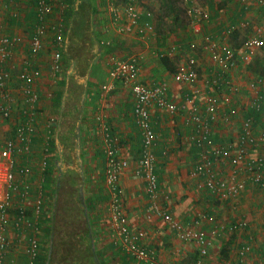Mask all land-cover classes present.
Masks as SVG:
<instances>
[{
  "label": "crops",
  "instance_id": "1",
  "mask_svg": "<svg viewBox=\"0 0 264 264\" xmlns=\"http://www.w3.org/2000/svg\"><path fill=\"white\" fill-rule=\"evenodd\" d=\"M114 1L50 0L53 10L42 22L37 15L36 0H0V35L16 39L13 46L0 49V71L10 74L5 86L14 109L21 101L20 75L31 60L29 41L40 25L48 29L43 37V52L38 57L41 76L35 84L41 93L40 136L31 143L36 156L43 153L41 136L46 131L44 126L53 118L57 138L51 154L55 159L45 171V206L40 217V231L45 240L43 252L46 251L43 264L51 263L53 256L49 258V255L55 251V237L59 234L62 235L60 253L55 264H66L62 257L69 247L68 240L73 241V237H76L73 245L87 241L94 256L88 261L85 258L81 264H137L114 230L110 216L112 194L105 174L109 146L116 147L119 156L129 161V166L120 173L118 190L130 228L146 233L143 246L155 252L158 264H193L198 257L196 243L181 239L177 230L161 217L147 214L146 182L137 173L143 143L134 116L136 97L130 85L120 81L112 83L109 77L112 57L136 54L139 81L149 86L163 84L168 100L178 106L173 112L156 105L150 108L156 137L152 150L163 191L162 207L181 225L197 223L196 227L209 237L211 245L203 264H264V192L246 174L248 161L264 157L261 138L264 132V47L255 54L252 63L239 62L228 71H223L219 61L214 59L222 45L240 48L253 27L264 24V0H190L189 4L208 14L202 26L193 20H175L176 12L161 6L160 0H129L139 12V22L152 26L146 36L116 31L111 18ZM59 31L64 39L57 43L55 35ZM173 45L181 46L185 52L168 55ZM56 48L63 57L59 74L51 69ZM162 55L170 58L175 69L186 57L194 56L196 80L177 82L174 73L161 61ZM209 95L220 99L214 118L207 109ZM259 96L261 99L256 105ZM185 97L190 99L186 109L180 107ZM2 101L0 94V103ZM191 104L197 106L200 118L210 121L209 142L202 146L196 142V124L190 118ZM79 116L77 121L75 117ZM247 117L253 118L256 141L246 144V158L234 164L231 155L239 147ZM74 125L84 130L75 154L73 144L65 148L58 137L63 126L70 142L79 129ZM13 133L12 121L0 118V140H7ZM231 145L232 151L220 156L213 169L227 182H240L243 187L237 195L218 197L206 188H199L201 178L193 176L192 171L202 151L207 150L214 158V148ZM30 157L23 156L19 162L28 161ZM75 174L76 179L84 176L85 182L78 183ZM59 175L66 180V193L62 196H59ZM68 188H75L79 195L84 192V197L78 196L76 201L70 199L74 191ZM77 213L80 217L74 223L72 220ZM58 215L62 231L57 225ZM226 224L231 233L220 231ZM25 261L18 259L20 264Z\"/></svg>",
  "mask_w": 264,
  "mask_h": 264
},
{
  "label": "built area",
  "instance_id": "2",
  "mask_svg": "<svg viewBox=\"0 0 264 264\" xmlns=\"http://www.w3.org/2000/svg\"><path fill=\"white\" fill-rule=\"evenodd\" d=\"M261 2H263L261 0ZM264 5V2H263ZM36 11L39 20L44 21L45 17L51 13L53 6L50 0H36ZM195 24L202 26L207 20L208 14L198 7H190L188 10ZM139 12L132 1L123 2L115 0L111 4V18L118 33L129 35L135 32L139 36H146L152 26L148 23L139 22ZM46 25H40L36 34L29 41V53L31 60L20 75L23 82L20 88L21 101L18 108L12 107V98L5 86L9 72L0 71V94L3 101L0 103V118L12 121L14 127L13 136L5 141L0 140V264H20L18 259H25L24 264H37L38 258L43 253L45 240L41 235L40 217L44 212L45 203V171L49 167L51 150L56 143V133L54 132V119L48 120L44 126L45 134L41 137L44 141L43 153L36 156L31 149L32 141L40 136L39 119L41 117V93L35 84L41 76V67L38 62L39 55L43 52V37L47 34ZM63 34L59 31L55 35L57 43L62 42ZM16 39L0 35V49L6 50L13 46ZM264 47V24L253 27L251 34L247 37L240 48L224 44L220 48V53L214 54V59L219 61L223 71L242 64H250L254 60L255 54ZM177 48L172 47L168 55L176 53ZM63 66V57L58 48L53 52L51 69L55 74H59ZM198 76L196 58L188 56L181 63L174 79L177 82H190L196 80ZM109 77L112 83L120 81L131 86V90L136 97L134 116L142 135L143 149L137 162V173L146 182L149 205L148 215L161 217L165 222L177 230L181 239L194 242L198 245V257L193 264H203L204 258L210 249V240L206 233L194 226H184L175 221L170 212L162 207L163 191L159 186V181L155 167V154L152 150L155 144V132L151 125L150 108L153 105L164 107L173 112L178 110V106L168 100L166 89L163 84L149 86L139 81V60L138 55H130L126 58L112 57L110 60ZM112 86V85H111ZM261 97L256 98V105ZM208 111L211 117L218 111L220 99L217 96H208ZM181 108L190 105L189 97L182 100ZM190 118L197 125L198 146L209 142L210 121L200 118L198 108L191 104ZM234 111H231L233 114ZM239 147L232 154V162L238 164L246 158V144L254 143L256 136L253 134V123L251 119H245L241 130ZM264 142V132L261 135ZM233 146L226 148H214V158L207 150L200 153L199 160L194 166L192 175L200 177L199 188H206L218 197H229L237 195L243 187L242 183H229L220 177L213 169V164L230 151ZM31 156L30 160L19 162L21 157ZM129 166V161L119 156L116 147L109 146L106 150V181L111 191L110 216L113 227L120 236L125 249L136 259L148 264H158L156 254L143 246L146 236L144 231L130 228L123 212L121 198L118 190V180L120 173ZM247 177L264 192V157L259 156L247 163ZM248 227V226H247Z\"/></svg>",
  "mask_w": 264,
  "mask_h": 264
},
{
  "label": "rangeland",
  "instance_id": "3",
  "mask_svg": "<svg viewBox=\"0 0 264 264\" xmlns=\"http://www.w3.org/2000/svg\"><path fill=\"white\" fill-rule=\"evenodd\" d=\"M170 1H172V0H160V4H161V6H163V5H165V7L166 6H168V4L170 3ZM190 3V0H175L174 1V6H177V7H179V8H181V9H189L191 6H192V3L191 4H189ZM189 7V8H188ZM192 7H196V5H194V6H192ZM168 8V7H167ZM78 96V98H79V94L77 95ZM77 96H76V98H77ZM77 98V99H78ZM75 119L78 121L79 119H80V116L79 117H75ZM62 124V123H61ZM74 127L76 128V129H78L77 131H76V135L75 136H73V138L72 139H70V142H69V139L67 138V141H66V144H64V146L63 147H65V148H67L68 146H71L72 144H73V152H74V154H75V152L78 150V148H79V145H78V143H81L82 142V138H83V135H84V130L81 128V127H76L75 125H74ZM64 127L62 126L61 127V132H60V136H61V133L64 131V129H63ZM63 150L65 151V149L63 148ZM80 150H82V147H81V149ZM62 166V165H61ZM58 173V172H57ZM61 173H62V171H61ZM57 176H58V174H57ZM59 177H60V175H59ZM75 180H77L78 181V183H84L85 182V177L84 176H82V177H80V178H78V179H76V174H75ZM60 179V185H59V190H61V193L59 194V196H62V194H65L66 192V188L64 187V185L66 184V180H65V177L63 176V175H61V177L59 178ZM76 187V186H75ZM69 189V188H68ZM73 188H70L69 190L70 191H74V194H73V196L72 197H70V199H72V200H75L76 201V199H78L79 197L78 196H80V197H84V192H82L81 193V195H79V191L77 190V188H76V190L77 191H75V188L72 190ZM65 192V193H64ZM62 202H59V204H61ZM75 203H77V202H75ZM77 205V204H76ZM74 206V205H73ZM63 207H65V205H63ZM76 208V210H78V208H77V206L75 207ZM81 209H83L82 207H81ZM82 215V214H81ZM59 216V215H58ZM79 217H80V215H79V213H77V214H75L74 215V218H75V220L73 219L72 221H75L74 223H76V221H78V219H79ZM57 225H58V228L62 231V229H61V219H60V216L57 218ZM77 230H79L80 231V228L79 227H75ZM232 230H233V228H232ZM220 231H225L226 233H231V229H228L227 228V224L225 225V226H222L221 227V230ZM61 237H62V235H57L56 237H55V251H54V253L52 252V254H51V256L49 255V258L50 257H52L53 256V258H51V263L49 262V264H55L54 262H55V258L59 255V253H60V240H61ZM81 237V236H80ZM234 238V237H233ZM75 239H76V237H73V241H69L68 240V242H69V247L65 250V254L67 255V256H69L70 257V260L71 261H75V264H81L80 262H82L84 259H85V257H86V253L84 252V250H83V245H84V243H83V240H81V242L80 243H77L76 245H73V244H75ZM81 239H82V237H81ZM77 241V240H76ZM78 247V248H77ZM136 263L137 264H142L143 262L142 261H140V260H138V259H136ZM66 264H68V263H66Z\"/></svg>",
  "mask_w": 264,
  "mask_h": 264
},
{
  "label": "trees",
  "instance_id": "4",
  "mask_svg": "<svg viewBox=\"0 0 264 264\" xmlns=\"http://www.w3.org/2000/svg\"><path fill=\"white\" fill-rule=\"evenodd\" d=\"M123 2H128L129 0H122ZM174 1L175 0H172V1H170V3L168 4V6H166V7H168V11H170V12H173L174 11V13L176 12V16L174 17V19L175 20H177V21H180V22H187V21H190V20H192V16H190L188 13H187V9H181V8H179V7H177V6H174ZM189 8V7H188ZM190 9V8H189ZM188 9V10H189ZM172 47H174V48H177L176 50L177 51H179V52H182V50H184V52H185V49H181V46H179V47H177V46H171V47H169L170 49L172 48ZM169 49V50H170ZM177 51H176V53H177ZM169 52V51H168ZM189 52V51H188ZM161 61L163 62V64L165 65V67L170 71V72H172V73H176V71H177V69H175V66H173L172 65V63H171V60H170V58L167 56V55H162L161 57ZM259 105V104H258ZM246 119H251L252 120V123H253V118L252 117H247ZM77 133L75 132V135H76ZM74 135V136H75ZM58 137L60 138V141H61V143H63V145L64 144H66V141H67V137L65 136V133H64V131L61 133V136H60V132H59V135H58ZM239 144H241V141H240V143ZM55 158H54V156H52V158H51V165H53L54 164V160ZM49 170V169H48ZM50 173H49V171L47 172V176L49 175ZM83 250H84V252L86 253V257L85 258H87V261H88V259L89 260H92L93 259V253H92V251H91V247H90V245H89V243L86 241L85 242V244H84V246H83ZM65 254V253H64ZM45 256H46V251L45 252H43V253H41L40 254V256H39V258H38V263L37 264H43V262H44V259H46L45 258ZM62 259H64L65 261H66V263H68V264H75V261L73 260V261H71L70 260V257L69 256H67L66 254H65V256H63L62 257Z\"/></svg>",
  "mask_w": 264,
  "mask_h": 264
}]
</instances>
